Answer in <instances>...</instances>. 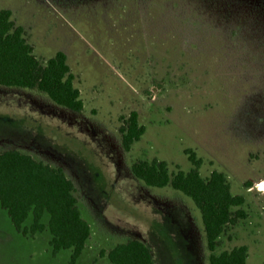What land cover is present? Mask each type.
Listing matches in <instances>:
<instances>
[{
  "label": "rangeland",
  "instance_id": "obj_1",
  "mask_svg": "<svg viewBox=\"0 0 264 264\" xmlns=\"http://www.w3.org/2000/svg\"><path fill=\"white\" fill-rule=\"evenodd\" d=\"M3 8L41 63L65 53L83 102L76 113L0 86V152L61 168L74 185L90 226L76 264H111L105 254L129 239L155 264H208L192 201L131 172L152 159L188 171L191 154L202 178L221 172L243 197L233 209L245 217L214 252L244 245L247 264H264V0H0ZM132 112L144 131L124 151L119 129ZM50 237L47 228L22 235L0 207V264H67L71 250L53 256Z\"/></svg>",
  "mask_w": 264,
  "mask_h": 264
},
{
  "label": "trees",
  "instance_id": "obj_2",
  "mask_svg": "<svg viewBox=\"0 0 264 264\" xmlns=\"http://www.w3.org/2000/svg\"><path fill=\"white\" fill-rule=\"evenodd\" d=\"M73 80L64 52L58 51L41 63L25 38L24 28L12 20V12L0 9V86L37 91L55 105L80 113L83 102ZM119 131L121 147L129 151L144 128L138 125L136 113L132 112ZM188 160L192 164L188 171L178 169L170 173L165 161L152 159L132 163L131 172L148 187L170 186L192 201L200 213L211 252L208 264H247L244 245L214 252L226 227L245 217L242 209H233L243 204V197L230 193L223 173L212 171L204 179L198 171L200 160L193 154ZM0 207L8 213L15 230L24 236L47 228L52 255L70 249L67 264H76L90 236V226L77 206L74 185L61 168L18 150L1 151ZM28 219L31 223L26 225ZM105 255L111 264H155L148 246L136 239L116 244Z\"/></svg>",
  "mask_w": 264,
  "mask_h": 264
}]
</instances>
